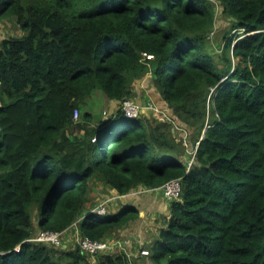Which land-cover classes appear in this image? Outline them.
Here are the masks:
<instances>
[{"label": "trees", "instance_id": "16d2710c", "mask_svg": "<svg viewBox=\"0 0 264 264\" xmlns=\"http://www.w3.org/2000/svg\"><path fill=\"white\" fill-rule=\"evenodd\" d=\"M218 1L239 32L220 61L213 0H0V21L22 32L0 41V264H93L79 246L30 240L75 222L110 238L139 209L99 215L92 184L125 195L174 178L182 192L153 264H264V0ZM148 73L172 120L120 108L90 126L99 95L122 102ZM175 124L199 142L190 168Z\"/></svg>", "mask_w": 264, "mask_h": 264}, {"label": "crops", "instance_id": "0c3cea01", "mask_svg": "<svg viewBox=\"0 0 264 264\" xmlns=\"http://www.w3.org/2000/svg\"><path fill=\"white\" fill-rule=\"evenodd\" d=\"M151 75L153 74L148 73L141 79H136L133 82L130 89V98L141 103H146L151 100L154 103L167 108L168 104L163 100L161 94L154 87L152 82L153 76ZM120 106L121 101L115 100V102H110L109 106H106L107 108H104L103 110V113H107L103 114L105 116L103 120H97L96 123L90 120V126H101V122H109L112 118L111 113H116V111L120 109ZM110 107L113 108L112 111L109 110ZM146 114H149V112ZM104 119L106 121H104ZM176 134L177 136L182 137L179 130L176 131ZM188 152L190 153V150H188ZM182 157H184L185 163L189 162L188 160L190 157ZM92 189L91 195L95 196L94 201H97V204L106 197L117 194L114 189L106 187L99 182L93 184ZM127 205L136 206L139 209V218L130 222L123 227V229L118 231L119 238L124 243L126 250L129 254H132V258L129 262L130 264H153L150 256H140V251L141 249H149V246L157 240L160 230L167 226V219L171 216L170 201L165 199L160 191H150L146 193L130 192L121 200L116 201L114 210L111 212H117ZM65 247L67 248V245ZM117 252L124 253L121 250H118Z\"/></svg>", "mask_w": 264, "mask_h": 264}, {"label": "built area", "instance_id": "2783aa9c", "mask_svg": "<svg viewBox=\"0 0 264 264\" xmlns=\"http://www.w3.org/2000/svg\"><path fill=\"white\" fill-rule=\"evenodd\" d=\"M215 35V31H213L210 35V38H213ZM144 56L148 59H154V55L145 53ZM120 108L123 110L127 118L130 119H136L139 118L143 113L146 112H152L156 115H159L162 118H166L168 120H172L171 113H168L165 109L155 104L153 101L149 100L146 103H141L137 100H134L132 98H126L121 102ZM158 113V114H157ZM107 114V113H104ZM80 113L76 111L75 113V119H79ZM180 125V124H179ZM175 124V128L182 132V139L184 145L187 147L188 150H190V154H192L191 160L188 162V167L190 168L195 160L196 150L198 147L199 142L196 143L194 148H191V141H190V134L189 131L185 128H182L181 125ZM96 139L94 138L93 141ZM150 191H160L165 199L168 201L178 200L181 196L182 192V180L181 178H174L169 181H167L165 184H163L160 188H154V189H139L135 191V193H146ZM126 196L122 194H115L110 195L106 197L105 199L101 200L94 208L93 211L98 213L101 216H105L107 213H109V206L112 203H115L118 200H121ZM75 227L77 230V222H75L72 226V228ZM71 229V228H70ZM67 231V230H66ZM50 232V231H41L37 234L36 237L32 238L30 241H39V242H45V243H53L54 244H60L62 237L64 233L66 232ZM79 248L81 252L85 255H89L90 257L97 256L99 253H113L115 250H121L128 256L129 260L132 258V254H129L128 251L125 248V245L123 242L119 240H115L114 242L107 240L104 241V239L101 240H95L88 236L83 237L78 242ZM112 250V251H111ZM109 251V252H108ZM128 253V254H127ZM151 251L149 249H141L140 256H150Z\"/></svg>", "mask_w": 264, "mask_h": 264}, {"label": "rangeland", "instance_id": "374dc122", "mask_svg": "<svg viewBox=\"0 0 264 264\" xmlns=\"http://www.w3.org/2000/svg\"><path fill=\"white\" fill-rule=\"evenodd\" d=\"M213 1H215L217 3V16H216V21H215V25H214L215 35L213 36V38L208 39V45H209V51H211V53L216 57V59L218 61H220V59L223 56V47H224V44H225L226 36L230 37V36H232L234 34H237L239 32L238 31H233L232 32V30H231V25H232L231 20L229 18L225 17V15L222 14V8H221V5H220L219 1L218 0H213ZM21 33L22 32H21V30H20L15 18H10V19H6V20H3V21H0V41L2 39H4L5 37L20 35ZM151 76H153V75H151ZM110 102H115V100L108 99L103 94H101V96H99L95 100L94 106L92 107V114L94 115V118L92 119V121H94L96 123L97 120H99V121L103 120V118L105 117L103 115V110H104V108H107L106 106H109ZM158 106L162 107L168 113L172 114V110H171V108L169 106L167 108L163 107L162 105H158ZM112 109H113L112 107L109 108L110 111H112ZM149 113L152 114V116L154 115L156 117H160L159 115H156V114H154L152 112H149ZM114 114H115V112L111 113V117H113ZM154 116H153V118H155ZM79 118H82L81 115H80ZM120 124H121V121H116L114 123L115 126H119ZM79 137H81V135H79ZM192 141H193L192 142L193 143L192 147L193 146L195 147V145H194L195 140L192 139ZM184 156L190 157V159L188 161H190L191 158H192V154H190L187 149L185 151V155ZM181 160L185 161L184 157H181ZM92 186H93V184H92ZM94 198H95V196L91 195L92 207H94L97 204V201H94ZM115 204H116V202L109 206V208H108L109 213H107L106 216H103V217H108L109 216L110 212L112 210H114V205ZM80 239H82V235L80 234V231L77 230L75 227H73V228L69 229L68 231H66L64 233L60 244H54V245L58 249L66 248L65 246L67 245V248L69 250H74V249H76L79 246L78 242H79ZM116 239L121 241V239L119 238V233L114 234L110 238L104 239V241L110 240V241L114 242ZM117 251H118V249L115 250L113 252V254H117L118 253ZM98 255H100V253ZM85 256H89V255H85ZM97 257L98 256H95V257L91 256V260H92L93 264H96V258Z\"/></svg>", "mask_w": 264, "mask_h": 264}, {"label": "water", "instance_id": "95a60500", "mask_svg": "<svg viewBox=\"0 0 264 264\" xmlns=\"http://www.w3.org/2000/svg\"><path fill=\"white\" fill-rule=\"evenodd\" d=\"M104 121H106V120L104 119Z\"/></svg>", "mask_w": 264, "mask_h": 264}]
</instances>
